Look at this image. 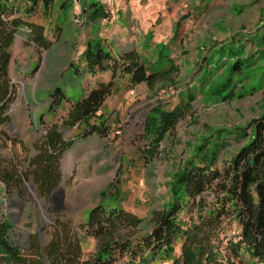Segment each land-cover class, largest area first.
I'll use <instances>...</instances> for the list:
<instances>
[{
  "label": "rangeland",
  "instance_id": "1",
  "mask_svg": "<svg viewBox=\"0 0 264 264\" xmlns=\"http://www.w3.org/2000/svg\"><path fill=\"white\" fill-rule=\"evenodd\" d=\"M23 1L28 3L23 9L20 2L14 4L16 15L43 24L44 35L53 44L49 50L36 47L27 39L29 29L22 28L11 48L9 72L15 95L7 110L10 120L0 125L4 166L25 165L33 153L32 144L45 133L44 123L60 124L66 116L67 103L56 106L55 115L49 113L55 87L75 101L98 83L109 81L110 71L82 74L78 79L73 75V65L83 68L81 53L87 41L97 40L111 53L109 45L120 51L134 49L149 72L161 68L167 74L150 85H132L127 77H116L115 89L96 113L104 117L103 122L100 117L90 120L105 135L82 139L83 127L78 126L64 132L75 140L61 158L59 184L64 174L69 177L50 201L35 196L31 181L24 182L21 195L5 193L0 182V215H8L19 227V242L33 230L46 239L44 231L60 214L74 224L81 223L97 203L119 206L149 223L152 211H160L168 201L172 175L184 167L202 138L240 126H246L249 133L248 122L264 115V52L250 69L231 68L238 57L257 51L250 39L264 31V0H111L107 6L96 0L108 10L106 17L99 18L84 15L82 0L75 4L37 0L34 12L28 11L30 0ZM117 11L125 24L117 22ZM237 43L246 45L244 52ZM232 133L211 168L227 166L245 141L244 137L236 140ZM83 183L93 187L73 195V187ZM216 196L208 189L196 198L203 201L201 214L213 206ZM27 202L33 211L28 212ZM196 212V207L191 208L186 217ZM180 216L185 219V213ZM33 218L39 224L25 227ZM226 220H221L224 230L216 229L212 243H223L231 235L233 226ZM93 247L94 240L87 238L83 252ZM179 254L177 242L174 256Z\"/></svg>",
  "mask_w": 264,
  "mask_h": 264
},
{
  "label": "trees",
  "instance_id": "2",
  "mask_svg": "<svg viewBox=\"0 0 264 264\" xmlns=\"http://www.w3.org/2000/svg\"><path fill=\"white\" fill-rule=\"evenodd\" d=\"M71 1L76 3V0ZM71 1L66 3L71 4ZM37 2L30 0L29 12H34ZM86 6L87 11L92 13L91 17H106L98 3L92 1ZM262 13L264 15V10ZM21 28L29 29L27 39L36 47L49 50L52 46L41 24L17 16L8 0H0V125L10 120L7 110L15 95L9 72L11 48ZM174 30L176 34L177 29ZM250 40L257 45V51L243 58L238 57L231 68L241 72L246 66L250 69L254 59L262 58L264 31H259ZM237 47L243 52L246 49L243 43H237ZM249 56L253 59L249 60ZM81 60L82 69L73 65L76 79L84 74L96 76L110 71L109 81L98 83L75 101L59 87L52 90L50 95L54 103L49 113L55 115L56 106L67 103V114L61 118L60 124L44 123L45 133L32 144L33 153L26 159L25 165L16 167L6 163L4 166L0 156V182L5 193L10 195L17 191L20 195L24 194V182L31 181L35 196L48 199L61 181V158L75 140L66 137L64 132L78 126L83 127L79 138L105 135V130L90 120L100 117V122H103L104 117L96 113L115 89V78L122 75L132 85H150L167 74L161 68L149 72L145 61L134 49L124 51L115 58L97 40L87 41ZM162 64L160 61L159 67ZM174 69L171 66V70ZM262 118L264 115L248 122L251 126L249 133H246V126H240L234 130H221L216 137L202 138L184 167L172 175L168 183V201L160 211H152L149 223L119 206L107 208L97 203L89 209L86 220L79 224H74L63 214L56 216L44 231L45 243L41 242L38 230L29 231L19 242L16 239L19 227L8 215L1 214L0 264H161L169 261L170 264H264ZM230 133L235 134L236 140L244 137L245 141L227 166L211 168L219 151L226 146L225 141L231 138L228 137ZM201 161L203 165L198 163ZM208 189L216 192V202L201 214L203 201H196V198ZM27 206L28 212L33 211L29 202ZM194 207L197 208L196 215L186 217ZM181 213H185V219L180 216ZM224 219L232 224V233L223 238V243L214 244L212 238L217 228L224 230L220 226ZM36 224L39 222L33 218L24 225L30 228ZM87 238L94 240V247L89 253H84L83 244ZM177 242H180V254L175 257Z\"/></svg>",
  "mask_w": 264,
  "mask_h": 264
},
{
  "label": "crops",
  "instance_id": "3",
  "mask_svg": "<svg viewBox=\"0 0 264 264\" xmlns=\"http://www.w3.org/2000/svg\"><path fill=\"white\" fill-rule=\"evenodd\" d=\"M92 1H94L95 3H97L96 2V0H82V2H81V8L83 9V12H84V15L86 16V15H91L92 13H89L88 11H87V4H88V2H92ZM13 2L14 3H11L9 0H8V3L13 7V9L15 10V14H16V7H15V3L17 4L18 2H20V5L22 6V9L23 8H25L26 6H27V2H25V1H23V0H13ZM100 2L98 1V4H99ZM111 3V0H109V4ZM102 3H100L99 5L102 7V9H103V11L106 13V16H107V12H108V10H106V8L104 7V6H102L101 5ZM104 4V3H103ZM68 4L66 3V5L64 4V5H61L62 6V9H63V7H65V6H67ZM105 6H107L106 4H104ZM37 6V5H36ZM41 7V6H40ZM38 9V7H35V9ZM42 8V7H41ZM35 9H34V11H35ZM36 9V10H37ZM108 9V8H107ZM18 10H21V9H18ZM117 13H118V15H119V17H118V19H117V22L119 21V23H121V24H125V21L122 19V13H120V12H118L117 11ZM43 27H44V25L43 24H41ZM22 29V28H21ZM53 44V43H52ZM85 47H86V44H85V46H84V49H85ZM109 47L110 48H112V53L108 50V52L112 55V56H114L115 58L118 56V54H120V53H122V52H124V51H128V50H132V49H125V50H122V51H120V49L121 48H119L118 46H111V45H109ZM84 49H83V51H84ZM82 51V52H83Z\"/></svg>",
  "mask_w": 264,
  "mask_h": 264
},
{
  "label": "bare ground",
  "instance_id": "4",
  "mask_svg": "<svg viewBox=\"0 0 264 264\" xmlns=\"http://www.w3.org/2000/svg\"><path fill=\"white\" fill-rule=\"evenodd\" d=\"M24 85V84H23ZM16 107L15 108H17L18 106L17 105H15ZM68 177H69V175H68V173H66V174H64V176H63V178H62V182H61V184H60V187H61V189H64V187H65V184H66V181H67V179H68ZM93 186L91 185V184H80L77 188H75V187H73L74 189H72V192L71 193H73V195L74 194H79L80 192H82V191H84V190H89V189H91ZM71 191V190H70ZM39 204H42L41 202H38Z\"/></svg>",
  "mask_w": 264,
  "mask_h": 264
},
{
  "label": "water",
  "instance_id": "5",
  "mask_svg": "<svg viewBox=\"0 0 264 264\" xmlns=\"http://www.w3.org/2000/svg\"><path fill=\"white\" fill-rule=\"evenodd\" d=\"M30 189L32 190V191H34V185L32 184V183H30ZM61 190V187H60V184H58V186H57V188L50 194V196L48 197V201H50L52 198H53V196L57 193V192H59ZM56 211V213L57 214H59V210H55ZM40 240H41V242L42 243H45V239H43L42 238V234H41V236H40Z\"/></svg>",
  "mask_w": 264,
  "mask_h": 264
},
{
  "label": "built area",
  "instance_id": "6",
  "mask_svg": "<svg viewBox=\"0 0 264 264\" xmlns=\"http://www.w3.org/2000/svg\"><path fill=\"white\" fill-rule=\"evenodd\" d=\"M103 3H105L106 5L109 4V0H101Z\"/></svg>",
  "mask_w": 264,
  "mask_h": 264
}]
</instances>
